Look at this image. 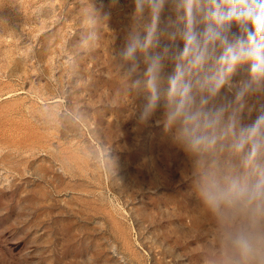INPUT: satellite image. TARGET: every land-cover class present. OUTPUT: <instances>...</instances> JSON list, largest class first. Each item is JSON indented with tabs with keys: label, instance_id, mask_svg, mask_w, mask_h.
Masks as SVG:
<instances>
[{
	"label": "rangeland",
	"instance_id": "374dc122",
	"mask_svg": "<svg viewBox=\"0 0 264 264\" xmlns=\"http://www.w3.org/2000/svg\"><path fill=\"white\" fill-rule=\"evenodd\" d=\"M85 4L0 0V264H204L214 221L182 154L127 120L131 0L73 63Z\"/></svg>",
	"mask_w": 264,
	"mask_h": 264
},
{
	"label": "clouds",
	"instance_id": "9594fccd",
	"mask_svg": "<svg viewBox=\"0 0 264 264\" xmlns=\"http://www.w3.org/2000/svg\"><path fill=\"white\" fill-rule=\"evenodd\" d=\"M112 56L133 131L161 128L214 221L204 264H264V0H131ZM120 0H86L73 60ZM110 158H111V154Z\"/></svg>",
	"mask_w": 264,
	"mask_h": 264
}]
</instances>
